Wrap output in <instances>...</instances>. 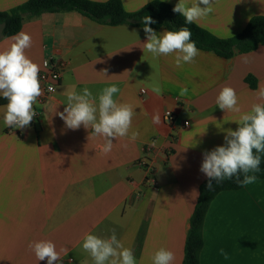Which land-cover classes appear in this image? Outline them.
Listing matches in <instances>:
<instances>
[{"label":"crops","instance_id":"0c3cea01","mask_svg":"<svg viewBox=\"0 0 264 264\" xmlns=\"http://www.w3.org/2000/svg\"><path fill=\"white\" fill-rule=\"evenodd\" d=\"M27 1L0 0V11ZM121 1L133 13L154 0ZM213 7L195 23L221 39L237 36L253 17L264 16V0H216ZM22 31L32 39L27 57L40 71L49 60L63 77L46 101L34 105L35 122L24 129L4 125L6 103H0V264H47L28 248L39 240L67 250L62 264H93L82 249L83 236L108 237L113 228L137 264H152L162 247L174 253L173 264H183L190 220L207 179L200 171L203 153L223 145V130H236L234 121L258 102L264 46L230 59L199 49L194 63L177 67L174 54L154 58L144 50L143 28L102 25L77 11L26 16ZM12 37H3L0 29V51ZM111 85L120 89L114 99L134 106L132 131L139 136L113 140L112 151L104 154L102 137L83 126L67 129L56 113L63 112L70 91L88 88L97 96ZM225 86L235 90L241 113L216 105ZM168 110L176 115L174 124L165 120ZM154 113L159 123L153 122ZM150 143L157 189L139 164ZM203 235L201 264H264V179L218 194Z\"/></svg>","mask_w":264,"mask_h":264},{"label":"clouds","instance_id":"9594fccd","mask_svg":"<svg viewBox=\"0 0 264 264\" xmlns=\"http://www.w3.org/2000/svg\"><path fill=\"white\" fill-rule=\"evenodd\" d=\"M215 3L216 0H179L172 11L182 16L186 24H191L208 17L214 11ZM141 22L146 34L144 50L154 58L174 54L177 67L195 62L199 49L191 40L188 28L165 30L158 34L149 26L156 23L151 16L145 15ZM11 39L13 43L0 51V95L7 100L3 122L6 127L24 129L30 126L37 114L34 105L43 94L40 67L25 54V50L32 45L29 34L22 31ZM106 71L103 70L105 75ZM119 92L116 85L103 88L97 96L88 88L80 93L70 91L66 107L56 115L64 121L67 129L91 128L93 135L104 139L101 151L108 154L113 149V140L128 137L135 141L139 136L138 131H132L135 108L132 104L114 99V94ZM256 99L258 102L253 103L249 111L241 113L239 98L233 88L225 86L219 92L216 98L219 109L241 115L234 121L238 124L236 130H223L225 143L203 153L200 171L207 178L209 190H213V181L218 185L224 180L234 179L240 187L256 181L255 173L260 171L264 155V87L258 89ZM152 118L154 123L160 122L158 113H154ZM110 232L108 237L92 233L83 236L82 249L90 255L93 264H137L133 250L117 238L114 228ZM28 248L39 262L46 260L47 264H62L61 253L67 255L66 249L57 251L51 240L32 241ZM221 254L226 257L223 249ZM174 260V253L163 247L151 257L152 264H173Z\"/></svg>","mask_w":264,"mask_h":264},{"label":"trees","instance_id":"16d2710c","mask_svg":"<svg viewBox=\"0 0 264 264\" xmlns=\"http://www.w3.org/2000/svg\"><path fill=\"white\" fill-rule=\"evenodd\" d=\"M174 6L161 0L148 3L139 11L130 13L126 11L121 0H108L96 2L92 0H28L10 11H0V29L3 37H12L22 28L24 18L38 17L43 13L77 11L93 21L108 26L131 25L144 28L142 18L151 16L156 23L149 25L153 29L167 28L177 31L186 27L191 32V40L196 47L205 51H212L221 57L230 59L236 54L249 53L259 46H264V16L253 17L246 28L237 36L221 39L198 24H186L178 13L172 11ZM247 81L252 88L256 82L252 77ZM7 103L5 98L0 103ZM257 179H264V155H262L260 171L255 173ZM242 178V177H241ZM207 179L200 185L199 198L190 220L185 259L183 264H201V253L204 248V223L208 210L218 194L224 191H237L240 187L235 180H224L220 184L213 181V190L207 188Z\"/></svg>","mask_w":264,"mask_h":264},{"label":"built area","instance_id":"2783aa9c","mask_svg":"<svg viewBox=\"0 0 264 264\" xmlns=\"http://www.w3.org/2000/svg\"><path fill=\"white\" fill-rule=\"evenodd\" d=\"M62 77H63V72L56 64L51 63L49 60H45L43 62V69L42 71L39 72V80L41 83L43 94L38 98L37 103L39 104L43 103L50 97L51 94H53L56 91L57 86L62 81ZM142 92L144 93L145 91L143 90ZM35 117L36 115L34 116L31 125L34 124ZM164 117L169 124H174V122L176 121V115L170 110L165 112ZM183 125L184 127H188L189 122L184 121ZM152 150H153V144L150 143L146 147L145 154L142 157V159L139 161V164L146 170L147 182L150 183L152 188L157 189L159 187V183L156 178L155 166L149 159Z\"/></svg>","mask_w":264,"mask_h":264}]
</instances>
